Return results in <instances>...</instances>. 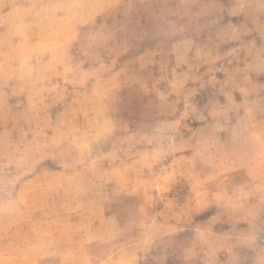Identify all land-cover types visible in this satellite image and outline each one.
I'll use <instances>...</instances> for the list:
<instances>
[{"label": "rangeland", "instance_id": "rangeland-1", "mask_svg": "<svg viewBox=\"0 0 264 264\" xmlns=\"http://www.w3.org/2000/svg\"><path fill=\"white\" fill-rule=\"evenodd\" d=\"M0 264H264V0H0Z\"/></svg>", "mask_w": 264, "mask_h": 264}]
</instances>
